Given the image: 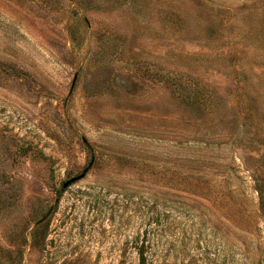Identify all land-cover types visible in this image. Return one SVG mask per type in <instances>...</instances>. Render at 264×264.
I'll return each instance as SVG.
<instances>
[{
    "label": "rangeland",
    "instance_id": "obj_1",
    "mask_svg": "<svg viewBox=\"0 0 264 264\" xmlns=\"http://www.w3.org/2000/svg\"><path fill=\"white\" fill-rule=\"evenodd\" d=\"M0 264H264V0H0Z\"/></svg>",
    "mask_w": 264,
    "mask_h": 264
},
{
    "label": "water",
    "instance_id": "obj_2",
    "mask_svg": "<svg viewBox=\"0 0 264 264\" xmlns=\"http://www.w3.org/2000/svg\"><path fill=\"white\" fill-rule=\"evenodd\" d=\"M77 177H71L69 179H66L63 183H62V187H66L70 182L76 180Z\"/></svg>",
    "mask_w": 264,
    "mask_h": 264
},
{
    "label": "trees",
    "instance_id": "obj_3",
    "mask_svg": "<svg viewBox=\"0 0 264 264\" xmlns=\"http://www.w3.org/2000/svg\"><path fill=\"white\" fill-rule=\"evenodd\" d=\"M138 256H139V259L143 262V260H144V251L142 249L138 251Z\"/></svg>",
    "mask_w": 264,
    "mask_h": 264
}]
</instances>
